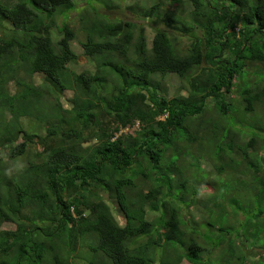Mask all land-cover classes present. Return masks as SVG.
I'll return each instance as SVG.
<instances>
[{
	"label": "trees",
	"instance_id": "trees-1",
	"mask_svg": "<svg viewBox=\"0 0 264 264\" xmlns=\"http://www.w3.org/2000/svg\"><path fill=\"white\" fill-rule=\"evenodd\" d=\"M165 1L0 0V264H264V0Z\"/></svg>",
	"mask_w": 264,
	"mask_h": 264
},
{
	"label": "rangeland",
	"instance_id": "rangeland-1",
	"mask_svg": "<svg viewBox=\"0 0 264 264\" xmlns=\"http://www.w3.org/2000/svg\"><path fill=\"white\" fill-rule=\"evenodd\" d=\"M74 1H75V3H78V5H80V6L86 5V4H84V0H74ZM140 1L141 0H117V2H116L117 8H114L111 10L108 9L107 7H104V6L99 5V4H96V6H97V8H99L98 11L103 16H106L109 19H113V20L119 19V20H124V21H131V22L133 21V22L143 24L145 26L146 33H147L149 39H152L154 34H155L156 27H158L162 24L159 22H158L159 25H158V23H155V21H158L157 16H154L153 18H151L149 20L143 21L140 19V17L138 15H136L135 12H132L131 10H129V8H128L129 6H131L132 4L135 5ZM168 1H165V6L171 10H176L180 6L179 4H176L177 2L175 4H172V2L170 0H168ZM185 10H187L186 7H185ZM161 12H162V10H161ZM78 13H79V11L76 10V11L72 12L71 14L73 17H75L78 15ZM71 24L73 25L74 29L77 30V32L80 31V34L78 35L77 40L73 44V49L79 55V64L75 65V69L77 71H85V70H88V71L91 70L92 71V70H94V68L92 67L90 61L88 59H86V57L84 56V52H83L81 44H80L81 41L85 40V35H83V33L81 32L80 22L76 20L74 22H71ZM166 78H167L168 86H169V95L176 94V92L178 91V87L180 85L179 77L177 75H167ZM181 94L184 95L187 93L185 91H182ZM65 97L66 98L63 101H64L65 105L68 106L66 101H67L68 97H72V93L71 92L67 93ZM126 131H128V130L125 129V132ZM204 165H205L204 167L207 166L208 169H211V167H210L211 164L206 165L204 163ZM220 207H223V206L221 205ZM26 210L32 211L33 213L30 211H28V212L32 213L33 215H40V214L45 212V207H44V205L40 206L39 202H37L34 204L33 203L30 204V208H28ZM41 211H42V213H41ZM219 212L220 211H217L216 213L219 214ZM193 216L197 217V219L201 218V214L199 215V213L196 211L193 212ZM3 228L14 229V225L5 224V225H3ZM260 240H264V238L263 239L261 238Z\"/></svg>",
	"mask_w": 264,
	"mask_h": 264
},
{
	"label": "clouds",
	"instance_id": "clouds-1",
	"mask_svg": "<svg viewBox=\"0 0 264 264\" xmlns=\"http://www.w3.org/2000/svg\"><path fill=\"white\" fill-rule=\"evenodd\" d=\"M81 23V22H80ZM81 25V24H80ZM73 26V25H72ZM54 32L55 33H58V30L57 29H55L54 30ZM76 33L79 35L80 34V31H78L77 32V30H76ZM77 40V38L74 40V41H72V43H71V48H72V50L75 52V54L79 57V55L76 53V51L73 49V44H74V42ZM80 44H81V42H80ZM82 47V46H81ZM82 50H83V52H84V56H85V51H84V49L82 48ZM86 57V56H85ZM86 59H88L89 60V58L88 57H86ZM90 61V63H91V65H92V67L94 68V70H90V71H88V70H85V71H77L76 69L74 70V71H76V73H81V72H86L87 74H89V73H93L94 71H95V65H94V63L91 61V60H89ZM79 64V58H78V63H76V65H78ZM171 75H176V74H171ZM167 77V76H166ZM165 77V82H166V84H168V81H167V78ZM185 91V90H184ZM69 92H71L72 93V97H68L67 98V101H66V103L68 104V106H66L65 105V103H64V101H62V103L64 104V107L65 108H71V99L73 98V95H74V93H73V91H67L66 93H64V95H63V100L66 98L65 96H66V94L67 93H69ZM182 92V91H181ZM186 92V91H185ZM187 93V92H186ZM174 95H178V93H176V94H174ZM173 95V96H174ZM172 95H171V97H173ZM136 128H139V121H137V123H136ZM128 130V129H127ZM121 133H128V131H126L125 132V129L121 132ZM120 133V134H121ZM120 134H118V136L120 135ZM206 164V163H205ZM207 165V164H206ZM5 229V228H4Z\"/></svg>",
	"mask_w": 264,
	"mask_h": 264
}]
</instances>
